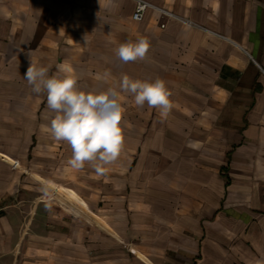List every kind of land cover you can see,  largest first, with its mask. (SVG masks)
Segmentation results:
<instances>
[{
  "label": "crops",
  "instance_id": "0c3cea01",
  "mask_svg": "<svg viewBox=\"0 0 264 264\" xmlns=\"http://www.w3.org/2000/svg\"><path fill=\"white\" fill-rule=\"evenodd\" d=\"M146 1L0 0V264H264V0ZM31 62L85 92L159 77L172 109L121 93V155L75 169Z\"/></svg>",
  "mask_w": 264,
  "mask_h": 264
},
{
  "label": "clouds",
  "instance_id": "9594fccd",
  "mask_svg": "<svg viewBox=\"0 0 264 264\" xmlns=\"http://www.w3.org/2000/svg\"><path fill=\"white\" fill-rule=\"evenodd\" d=\"M150 49V42L139 37L114 49L116 57L124 63L143 61ZM24 78L32 92L46 93L47 108L54 113L48 126L51 137L66 141L72 149L71 167L82 169L91 164L98 174L104 166L117 161L124 145L121 120L124 108L120 103L121 93L131 94L136 106L156 108L162 116L172 109L171 91L166 82L157 77L154 80H133L124 76L117 88L104 91L85 92L77 87L78 75L74 69L57 65V72L49 75V68L30 63Z\"/></svg>",
  "mask_w": 264,
  "mask_h": 264
},
{
  "label": "built area",
  "instance_id": "2783aa9c",
  "mask_svg": "<svg viewBox=\"0 0 264 264\" xmlns=\"http://www.w3.org/2000/svg\"><path fill=\"white\" fill-rule=\"evenodd\" d=\"M152 5L146 1V0H136V8L133 14V19L135 21H140L142 20L145 12L147 11L148 8H150ZM156 10L159 12L165 14V15H170V13L162 8L155 7ZM162 27H164V24H162Z\"/></svg>",
  "mask_w": 264,
  "mask_h": 264
}]
</instances>
